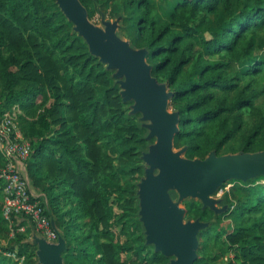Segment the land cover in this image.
<instances>
[{
    "label": "trees",
    "instance_id": "1",
    "mask_svg": "<svg viewBox=\"0 0 264 264\" xmlns=\"http://www.w3.org/2000/svg\"><path fill=\"white\" fill-rule=\"evenodd\" d=\"M79 1L92 20L94 0ZM128 7L138 13L127 22L128 41L147 51L152 76L173 93L174 145L198 159L212 151H264V43L258 40L264 0H177L162 21L147 0H130ZM221 16L225 21L212 31L210 20ZM111 75L54 0H0V121L17 108V126L30 143V180L47 196L66 239L65 264H163L137 221L142 166L120 171L115 165L120 159L131 164L136 146L148 143ZM263 180L231 181L241 186L226 196L230 219L201 234L194 264H221L228 253L239 264H264ZM2 193L0 181V231L6 230ZM28 234L26 227L0 249L1 262L16 264L5 252L36 264Z\"/></svg>",
    "mask_w": 264,
    "mask_h": 264
},
{
    "label": "water",
    "instance_id": "2",
    "mask_svg": "<svg viewBox=\"0 0 264 264\" xmlns=\"http://www.w3.org/2000/svg\"><path fill=\"white\" fill-rule=\"evenodd\" d=\"M64 18L87 45L91 56L112 72L123 103H131L130 115L138 117V128L147 141L141 150L143 177L136 185L137 221L143 229L145 245L166 259V264H194L200 236L227 216L232 206L219 193L231 181L242 183L264 179V151L238 152L217 156L214 151L203 159L185 158L187 148L175 151L179 114L170 104L173 93L152 76L147 51L135 49L120 35L122 14L109 21L104 13L102 28L89 18L79 0H54ZM170 110V111H169ZM29 194L45 208L55 241H48L30 226L26 245L34 248L36 264H65L67 242L56 226L47 196L38 192L20 170ZM197 202L201 211L214 217L209 221L186 219L184 202Z\"/></svg>",
    "mask_w": 264,
    "mask_h": 264
},
{
    "label": "built area",
    "instance_id": "3",
    "mask_svg": "<svg viewBox=\"0 0 264 264\" xmlns=\"http://www.w3.org/2000/svg\"><path fill=\"white\" fill-rule=\"evenodd\" d=\"M17 108L11 113L5 114L0 121V181L3 183V201L1 214L8 226L11 237L26 232V226L20 225L21 221H27L36 232L44 236L48 241H55L56 234L52 230L45 208L38 201L32 200L27 184L20 174V165L28 160L30 155V143L20 133L16 122ZM225 258L226 263L239 264L234 260V255ZM4 256L13 261L24 258L12 253H4Z\"/></svg>",
    "mask_w": 264,
    "mask_h": 264
},
{
    "label": "rangeland",
    "instance_id": "4",
    "mask_svg": "<svg viewBox=\"0 0 264 264\" xmlns=\"http://www.w3.org/2000/svg\"><path fill=\"white\" fill-rule=\"evenodd\" d=\"M130 0H94V5H93V9L97 10L98 11L96 12L95 16L93 17V19L91 20L96 26L102 28L103 25L100 21V18H101V14L100 13H104L105 14V17L106 19H108L109 21L115 19L118 14L121 13L122 10H124V15L126 16V20L124 21L123 23V26H124V30L121 32V37L124 38V40H131V38H129V31L126 29V26H127V22L129 20V17H137L138 13L132 9H130L128 7V3H129ZM150 5H151V9L153 10L154 12V16L155 18L158 20V21H162L164 19H169V16H170V11L172 9V6L173 4L175 3V1L177 0H147ZM225 16H221V17H218V18H212L210 20V25L212 24L213 26V29L212 31H215L217 30L218 26L220 24L223 23V21H225ZM204 31L202 30V33ZM262 37V42L264 43V33H262L261 35L259 34L258 35V40H260V38ZM261 55L264 59V52H261ZM212 60H216V57H208ZM170 111V110H169ZM133 123L135 125H137L138 127V124H139V121H138V117H135L133 118ZM146 134V131L145 130H140V136L141 138H143ZM146 143H142L141 145H137L136 148L138 149L137 152H136V157L132 159V163L129 164L127 163L126 161L124 160H116L115 161V165L116 167H118V169L120 171H122V169L124 167H135V166H141L142 165V162L140 161V156H141V153L140 151L141 150H145L146 149ZM175 151H178L179 149H181V145L180 143L178 142H175ZM185 158H189V159H195V158H202L201 156H197L195 154H192V153H189L188 151L185 153ZM261 183H264V180L261 181ZM42 186V185H41ZM241 185L240 184H235L233 182H228L224 185L223 189L221 190V192L219 193V196L220 197H225L227 196V194L229 193V191H231V189H234L236 187H240ZM41 188V187H40ZM236 198V196H234ZM233 197V199H235ZM229 200V201H228ZM228 200L226 198V201L227 203L229 204L231 201H230V198L228 197ZM185 207L187 209V215H186V219H192V220H195L197 218L201 219L202 221H209V220H212V218L214 217L213 213L209 212V211H206V212H202L201 211V205L197 202H184L182 207ZM230 219V217H223V216H220L217 220H219L220 223L224 224L226 222H228ZM217 226H213V228H215ZM5 229L1 230L0 231V249L4 248V249H8L11 245H13V241L14 239L16 238L17 234L14 235V237H11L10 235V231L8 229V226L5 225ZM221 231H226L227 229V225L224 226V225H221L220 227H218L217 229H219ZM216 229V230H217ZM32 251H34L33 248H31ZM90 251L94 254L93 256H90L91 259H94L96 257V253H94V248L91 247ZM140 255L143 257L145 255V252H143L142 250H140ZM230 253L226 254L227 258L231 257L229 255ZM4 255V253H3ZM152 255H150V257H152ZM226 256H224L221 260V264H225L226 261H225V258ZM159 257V256H158ZM35 260V259H34ZM67 261H70L69 259H67ZM14 262H16V264H23V262L21 263L20 260H15ZM36 262V260H35ZM0 264H5V261L1 262L0 260ZM163 264H166V259H163Z\"/></svg>",
    "mask_w": 264,
    "mask_h": 264
},
{
    "label": "crops",
    "instance_id": "5",
    "mask_svg": "<svg viewBox=\"0 0 264 264\" xmlns=\"http://www.w3.org/2000/svg\"><path fill=\"white\" fill-rule=\"evenodd\" d=\"M20 165V169H21V171L24 173V175L25 176H27V178H29V180H30V173H29V170H28V167H27V165H26V162L25 163H23V164H19ZM31 181V180H30ZM31 183H32V181H31ZM33 184V183H32ZM33 186H34V184H33ZM35 187V186H34ZM38 191V190H37ZM38 192H40V191H38ZM24 225L26 226V227H28V228H30V226H32L31 224H29L27 221H24ZM30 230H29V234L27 235V238L26 239H28L29 237H30ZM26 241V240H25ZM30 248H32V247H30ZM34 249V248H33ZM5 253V252H4Z\"/></svg>",
    "mask_w": 264,
    "mask_h": 264
}]
</instances>
